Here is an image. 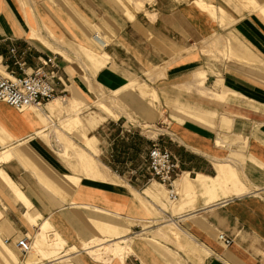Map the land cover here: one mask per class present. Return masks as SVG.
I'll list each match as a JSON object with an SVG mask.
<instances>
[{
  "label": "crops",
  "instance_id": "obj_1",
  "mask_svg": "<svg viewBox=\"0 0 264 264\" xmlns=\"http://www.w3.org/2000/svg\"><path fill=\"white\" fill-rule=\"evenodd\" d=\"M218 2L153 0L137 11L123 4L132 14L126 17L116 0H0L4 67L19 72L11 47L25 61L26 72L39 64V58L53 56L60 77L57 98H75L88 105L101 93H112L127 114L154 132L149 136L127 127L131 132L123 130L119 137L107 132L116 120L104 117L91 129L95 134L87 135L99 143L100 174L89 177L84 169L85 175L68 173L80 181L67 196L59 185L67 172L56 174L62 164L50 148L56 144L38 134L45 124L37 110L19 111L0 101V150L15 147V157L0 162V168L66 247L77 248L59 259L29 264H163L160 254L145 242L133 244V254L124 261L107 263L94 260L83 249L84 242L104 237L96 235L95 223L122 228L132 239L126 232L129 221L148 218L142 198L152 184L145 183L146 173L140 167L127 181L113 169L127 167L124 160L130 161L128 166H139V157L154 143L171 152L179 169L178 192L194 201L184 209L181 205L182 210L176 205L173 219L198 246L202 264H264V16L245 9L248 12L240 18L226 22ZM34 31L57 51L32 35ZM221 37L231 45L224 49L226 56L218 53L213 58L211 43ZM99 57L106 60L101 67ZM49 104L41 111L45 116ZM119 119L122 127L131 122L124 113ZM84 129L81 132H87ZM65 136L72 138L66 132ZM110 150L117 161L103 159ZM125 155L129 157L123 159ZM230 165L242 181L230 176ZM0 203L1 236L25 262L27 255L16 242L37 226L24 218L23 205L1 176ZM219 232L232 239L229 245L217 238Z\"/></svg>",
  "mask_w": 264,
  "mask_h": 264
},
{
  "label": "rangeland",
  "instance_id": "obj_2",
  "mask_svg": "<svg viewBox=\"0 0 264 264\" xmlns=\"http://www.w3.org/2000/svg\"><path fill=\"white\" fill-rule=\"evenodd\" d=\"M32 1L34 3H37V2H43L45 0H32ZM50 1L53 2V0H50ZM116 1L119 4L121 11L123 13L125 10L124 15L126 17H128L127 15L129 14V12L127 11V8L122 6L123 4L128 5L129 9H131V11L132 10L137 11V10L145 9L146 4H152V2H153V0H151V1H148V0H116ZM218 1L219 2L216 5L218 8L224 9V11H225L224 15L225 16H222L221 13H219V11H218V14L220 16H222L223 18L225 17L226 22H228V20L233 21L236 18L237 19L240 18L243 14L248 12L245 9H253L252 7H255L257 9V11H259L260 10L259 6L264 5V0H255V1L254 0H218ZM138 2L140 3V6H139V4H137ZM203 3H205V2H203V1H201V3H200V1L198 2V4H200V5L201 4L203 5ZM140 7H142V8H140ZM207 8L209 10V6H207ZM256 9H254V10H256ZM260 13L264 16L263 12H260ZM227 44H230V40L229 39H223V37H221L220 40L213 41L211 43L212 48L209 51L211 53V56L213 58H218L217 57L218 53L223 55V56H226V54H225L226 52L224 49L226 48ZM220 47H222V50H221L222 53L220 52ZM105 62H106V60H104V58L99 57V61L97 63V66L101 67L102 65L105 64ZM9 73H10V68L4 67L0 63V76L6 77V76H9ZM143 87L147 88V85L144 83ZM133 88H135V86ZM137 88L139 89L140 87L137 86ZM141 94L143 95L142 92H141ZM113 96L114 95L112 93H105L104 92V93H101L100 95H98L97 98H94V100H91V102H89L88 105H86L84 102L80 101L79 107L81 108V111H82L81 117L83 118L84 123L82 125H80L78 128H72L69 131H67V130L61 131L62 128L64 127V123L66 124V121L68 118L67 115H69V113L67 112V109L65 107L64 108L59 107V108H56L52 111H49V116H50V119L52 120L51 123L48 122V119L46 118V116L44 114H42L41 111L37 112L38 115L44 121V124L46 126V130L43 132V134H39V135L44 136V138H46L48 140L50 145L52 143L56 144L54 147L52 145H51L52 147L50 146L51 149L55 150V152H56L55 154H56V156L59 157L58 159L62 164V165H60L58 173H56V174L60 175V173L67 172V173H79L81 175H85L84 170L86 171V175L89 177H96L97 174H100L98 172L96 174L95 173L92 174L91 172H88L85 169V165H84L85 162L87 161V159L94 161V163H96V165H97V161L100 165L102 164L100 161L101 158L99 156H97V154H99V147H98L99 143H98V141H96L94 138L91 139L93 146H94V144L96 145V147L94 146V149L89 148L87 145V141H88V137H89L87 135H92V134L94 135L96 132V131L91 130L94 127L93 125L89 126L87 124V120L92 119L93 116L96 117L97 122H101L104 117L115 119L116 121L114 122L113 126H111V122H110L109 125L111 127L109 128V130L107 132L112 133V134L116 133V135L118 133L119 137L122 136L123 130H124V132L130 133L131 131L128 130V128H130V129L134 128V130L136 129L135 130L136 133H138L139 131L142 130L143 132H145V134H148L149 136H152L154 134V132H148V130H150L149 126L140 125L141 121L139 122L136 118L133 119V117L131 115L127 114L124 111V108L122 107L123 103L121 102V100H118V98L112 99ZM101 100L107 102L106 103V105L108 106L107 110L105 108L100 107L99 102ZM95 101H97V102H95ZM52 104H54V101L50 102V104L48 106H50V105L52 106ZM123 113L125 114L126 118H128V120H131V122L128 123V125H125V127L121 126L122 119H119V115H121ZM98 118H102V119H98ZM134 125H136V126H134ZM158 125H160V124H158ZM155 127H157V125L153 126L152 130H154ZM84 128L87 129V132L82 131L83 133H85L84 136L82 137L81 130L82 129L85 130ZM131 130H133V129H131ZM65 132L69 136H71L72 138L65 136ZM138 136H140V135L138 134ZM237 147H243V146L238 145ZM19 149H20V147H19ZM58 149H60L61 152L65 150V154L59 153L60 151H58ZM147 151L144 155L139 157L140 158L139 163H141L139 166H128L127 164H130L129 163L130 161L124 160V163H126L125 165L127 167L120 168V167L116 166L113 169V171H115V173H114L115 175L121 177L124 180L131 181L133 178H135L134 175L136 174L137 170L141 167V170H143L144 173H146L145 183L147 182L149 185L155 184L154 185L155 190L162 191V193H163L162 200H155V199L148 197V196L145 198H142L144 204L146 205L147 209L149 210V215H148V218L144 221H129V223H128L129 227H128V230H126V232L128 233L129 236L132 237V239H130L131 240V243H130L131 250L128 251L129 253L128 252L126 253V251L124 250V254H125L124 257L125 258L123 259V261L128 256L133 254V250H132L133 244H137V242H145L147 245L154 248L160 254V257L162 258V260L164 262L163 264H171V263L172 264L173 263L174 264H202V260L199 256V251H198L199 248L190 238H188L182 224L177 222L179 224V226L182 228L180 231H178V233L180 235L179 238H177L176 235H174L171 232V230H169L168 226L163 224V223H165L166 219L170 218L169 215L172 218H174L173 214H175L174 209H175L176 205L179 204V207H178L179 209L181 208V205H183L182 209H184L186 204L191 205V203H193L194 201L192 202V199L190 196L184 197L182 191L178 192V189H177L175 182H174L172 188L175 189V191L177 189V192H178L177 198L174 200H172L171 197L169 198L170 187L165 186V185L161 184L157 179L152 178L147 171V164H146ZM92 153H95L93 155V157L96 160H93V158L91 157ZM115 155H116V153L114 151L110 150L107 153V156L105 158L103 157V159H105V161L107 159L110 162L117 161ZM127 157H129V156L125 155V156H123V159L127 158ZM76 160L79 164H75ZM101 168H102V165L100 166V169ZM81 169L82 170L84 169V170L82 171ZM234 171H236V170H234ZM100 176H102V175H100ZM188 176H189V174H188ZM79 181H80V178L78 179V185H79ZM66 195L69 196L68 193ZM143 195L144 194L142 193V195H140V196H143ZM187 198H188V200H186ZM2 207H3V205H2V203H0V210L3 209ZM171 210L173 211L172 214L170 213ZM142 228H144V229H142ZM37 230H38V227H36V229L32 232V234L30 233L27 235L29 237V240L31 243H33L35 240L34 236H35ZM96 233H97L96 235H99V236L104 235L103 238H109V239L113 238V235L110 234L108 231L103 232L101 234H100V232L99 233L96 232ZM4 239L5 238L1 236V230H0V249L1 250L4 249V251H5L6 250L5 245H7L8 248L10 249V251L13 254H15L17 257H19V255H21V253L13 245H9L8 243H6L4 245L2 243V241ZM157 240H158V242H157ZM109 254H110V256H109ZM109 254L105 258H107V259L111 258L110 262L112 260H120V257H117L115 255L112 256L111 252ZM29 255L31 256L32 254H29ZM26 258H28V256ZM26 258L24 260H26ZM93 259L97 260L94 257H93ZM69 260H71V259H69ZM97 261L105 262V263L109 262V260H107V261L97 260ZM0 264H9V263H7V261L3 260L0 257ZM13 264H19V263H13Z\"/></svg>",
  "mask_w": 264,
  "mask_h": 264
},
{
  "label": "bare ground",
  "instance_id": "obj_3",
  "mask_svg": "<svg viewBox=\"0 0 264 264\" xmlns=\"http://www.w3.org/2000/svg\"><path fill=\"white\" fill-rule=\"evenodd\" d=\"M148 1H151V0H148ZM137 4H139V6H140L139 2ZM204 5H205L204 3H203V5L202 4L200 5L203 8V10L209 12V14L210 13L212 15L215 14V11L214 12H210L208 10L207 6L206 5L204 6ZM140 8H142V7H140ZM252 8L256 9L255 7H252ZM259 9H260L259 10L260 12L264 13V5L259 6ZM128 16L132 17V14H131L130 11H129ZM32 33H33L32 35H35V36H37V38H40L41 40H43V42L45 44H47L48 47H51L52 49L57 51V49L49 41L45 40V38H43V36H41L39 32H38L39 34L37 32H35V31L32 32ZM32 35H30V36H32ZM226 49H228V48L226 47ZM9 75H10V73H9ZM196 84H198V83H196ZM51 101H54V104H52V106L51 105L48 106V108H47L48 111L47 112L45 111L46 118L48 119L49 123L52 122V120L50 119V116H49V111H52V110H54L56 108H59V107H63V108L65 107L67 109V112L69 113V115H67L68 118H67L66 124L64 123V127L62 128L61 131H64V130L69 131L70 129L77 128V127H79L80 125H82L84 123V120L81 117V112L82 111H81V108L79 107L80 101H78L75 98H70V97H68V98L67 97L57 98L56 96ZM51 101H49V102H51ZM95 102H97V101H95ZM99 104H100V106L102 108H105L107 110L108 106L104 102L100 101ZM43 107L34 108V109H36L37 112H40V111H43ZM98 119H102V118H98ZM96 122H97V119L94 116H93L92 119H88L87 120V124L89 126H92V125L95 126L98 123V122L97 123ZM44 129H46V126L44 127ZM44 129L39 131L38 134L39 133H43ZM91 139H92L91 137L88 138L87 145H88L89 148L94 149V146H93V144L91 142L92 141ZM1 143H4V141L2 140ZM217 143L219 144V142H217ZM14 149H15L14 146H10V147H7V148H5L3 150H0V162L9 160L10 158L15 157ZM60 149H58V151H60L59 153L65 154V150L61 152L62 149L61 150ZM84 165H85V169L88 172H91L92 174H94V173L96 174L97 172L100 173L99 172V168L96 165V163H94V161L87 159V161L85 162ZM228 169H229V173H230L231 177H233L234 179H236L239 182L242 181V180H240L239 177H235L234 176V171L232 170L233 167L231 165H230V167H228ZM0 176L6 182V184L10 188V190L15 194L16 198L23 205V207H24V211H23L24 218L28 222H30L32 225L38 227V230H37V232H36V234L34 236L35 240H34L33 243H30V245L32 244L31 248L26 253L28 258H26L25 262H20L18 257L10 251V249L8 248L7 245H5V243L8 242V241H6V239L3 240L2 243L5 245V248H6L7 251L6 250L4 251V249H2V250L0 249V257L3 260L7 261V263H9V264L19 263V262H20L19 264H29V263H32V262L41 261L42 259H47V260L48 259L49 260L50 259L51 260L59 259L62 256L70 254L71 252H75L77 250V248L75 246L66 247L65 240L53 228V226L50 224V222L47 219H45V218L41 219L43 217L41 216L39 211L36 209L34 204L28 199V197L18 187V185H16L11 180V178L1 168H0ZM78 179L79 178L77 176H74L72 174H68L67 173V174H64V176L62 178V181L59 183V185L69 194V196H71L73 194L75 188L78 187ZM189 180H190V178H189ZM188 184H191V183H188ZM233 184H231V185H233ZM154 185H152V186L148 185L149 187L148 188L146 187L145 193H144L145 196L151 197V198H153L155 200H162V197H163L162 191L155 190ZM189 186L192 187V185H188V187ZM236 188L235 189L231 188V189L232 190L234 189L233 191H235V190H237ZM189 189H193V187L189 188ZM242 190H246V187L245 186L242 187ZM174 191H175V189H174ZM239 191H241V190H239ZM177 193L178 192H177V189H176V194ZM169 198H170V195H169ZM98 210H100V209H98ZM1 213L2 212L0 211V217L2 216ZM39 220H41V221H39ZM95 224H96V227L98 229V232L103 233V232L108 231L110 234L113 235V238H111V239L103 238V237L100 238V237L96 236L95 238H93V239H91V240H89L87 242H84L83 249L89 255L93 256L97 260H104V261L109 260L110 261L111 258L107 259L105 257L111 252L112 256L115 255L117 257H120V260L123 261V259L125 258L124 257L125 256L124 250L126 251V253L131 250V248H130L131 240L129 239V237L127 235H125V233H124L125 230L122 229V228H119L117 226H113V225H109V224H104V223H95ZM163 224L168 226L169 230H171V232L174 235H176L177 238L180 237L178 231H180L182 228L179 226V224L173 218L166 219L165 223H163ZM185 233H186V231H185ZM29 254H32V255L30 256ZM109 256H110V254H109Z\"/></svg>",
  "mask_w": 264,
  "mask_h": 264
},
{
  "label": "built area",
  "instance_id": "obj_4",
  "mask_svg": "<svg viewBox=\"0 0 264 264\" xmlns=\"http://www.w3.org/2000/svg\"><path fill=\"white\" fill-rule=\"evenodd\" d=\"M10 53L19 72L10 71L9 76H0V101L23 111L29 108H41L53 100L56 96V81L60 80L54 57L39 58V64L31 71L26 72V63L17 56L14 47L10 48ZM146 164L150 176L170 187L169 195L172 200L176 199L177 194L172 187L179 174V169L171 152L154 143L147 151ZM217 238L226 246L232 241L221 232L218 233ZM16 243L24 253H27L31 248L30 240L26 234Z\"/></svg>",
  "mask_w": 264,
  "mask_h": 264
}]
</instances>
